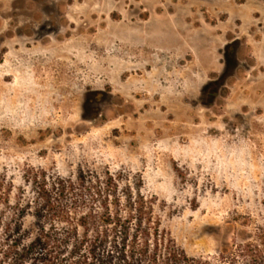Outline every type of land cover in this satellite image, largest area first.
<instances>
[{
    "label": "rangeland",
    "instance_id": "374dc122",
    "mask_svg": "<svg viewBox=\"0 0 264 264\" xmlns=\"http://www.w3.org/2000/svg\"><path fill=\"white\" fill-rule=\"evenodd\" d=\"M80 176L189 257L264 226V0H0V214Z\"/></svg>",
    "mask_w": 264,
    "mask_h": 264
},
{
    "label": "trees",
    "instance_id": "16d2710c",
    "mask_svg": "<svg viewBox=\"0 0 264 264\" xmlns=\"http://www.w3.org/2000/svg\"><path fill=\"white\" fill-rule=\"evenodd\" d=\"M50 190L56 202L48 197L35 208L31 226L19 209L0 214V264H264V226L213 255L189 257L150 205L129 203L127 215L103 201L96 208L101 191L83 176L58 179Z\"/></svg>",
    "mask_w": 264,
    "mask_h": 264
}]
</instances>
